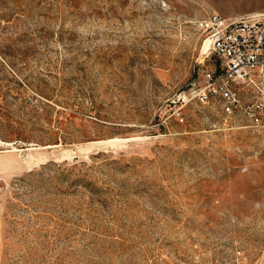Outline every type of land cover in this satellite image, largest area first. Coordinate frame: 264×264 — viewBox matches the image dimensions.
<instances>
[{"label": "rangeland", "instance_id": "374dc122", "mask_svg": "<svg viewBox=\"0 0 264 264\" xmlns=\"http://www.w3.org/2000/svg\"><path fill=\"white\" fill-rule=\"evenodd\" d=\"M262 12L0 0V264H264V139L180 100L220 70L196 21Z\"/></svg>", "mask_w": 264, "mask_h": 264}, {"label": "built area", "instance_id": "2783aa9c", "mask_svg": "<svg viewBox=\"0 0 264 264\" xmlns=\"http://www.w3.org/2000/svg\"><path fill=\"white\" fill-rule=\"evenodd\" d=\"M196 30L209 41L220 70L210 76L202 90H193L180 100L202 104L221 102L223 113L247 123V129L264 139V12L241 17L212 14L195 23ZM228 264H249L250 257L234 247Z\"/></svg>", "mask_w": 264, "mask_h": 264}, {"label": "bare ground", "instance_id": "6f19581e", "mask_svg": "<svg viewBox=\"0 0 264 264\" xmlns=\"http://www.w3.org/2000/svg\"><path fill=\"white\" fill-rule=\"evenodd\" d=\"M208 50H209V41H205L204 42V46H203V50H202V54L207 55L208 54ZM113 142V141H112ZM6 146H10V144H7Z\"/></svg>", "mask_w": 264, "mask_h": 264}]
</instances>
